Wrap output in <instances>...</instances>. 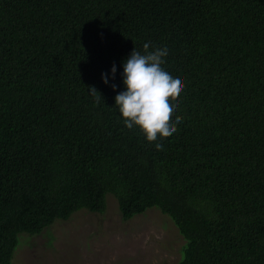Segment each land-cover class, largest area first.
<instances>
[{
    "label": "trees",
    "instance_id": "trees-1",
    "mask_svg": "<svg viewBox=\"0 0 264 264\" xmlns=\"http://www.w3.org/2000/svg\"><path fill=\"white\" fill-rule=\"evenodd\" d=\"M145 43L184 82L152 143L114 99ZM108 193L171 218L174 264H264V0H0V264Z\"/></svg>",
    "mask_w": 264,
    "mask_h": 264
},
{
    "label": "rangeland",
    "instance_id": "rangeland-1",
    "mask_svg": "<svg viewBox=\"0 0 264 264\" xmlns=\"http://www.w3.org/2000/svg\"><path fill=\"white\" fill-rule=\"evenodd\" d=\"M19 238L11 264H174L184 242L157 207L125 219L110 193L101 213L81 208Z\"/></svg>",
    "mask_w": 264,
    "mask_h": 264
},
{
    "label": "clouds",
    "instance_id": "clouds-1",
    "mask_svg": "<svg viewBox=\"0 0 264 264\" xmlns=\"http://www.w3.org/2000/svg\"><path fill=\"white\" fill-rule=\"evenodd\" d=\"M149 47V43L143 45V54L134 48L123 62L121 75L126 90L118 92L114 99L125 126L129 129L138 127L146 140L152 143L178 131L176 125L182 122L183 117L177 115L173 122L172 116L179 105L184 82L162 67L168 55L167 47H157L152 51H149ZM116 71L113 64V79ZM102 79L105 84L109 82L106 74H102ZM116 87L112 84L114 90ZM88 89L94 97L100 94L94 86H88ZM155 147L157 150L163 149L161 143H155Z\"/></svg>",
    "mask_w": 264,
    "mask_h": 264
}]
</instances>
